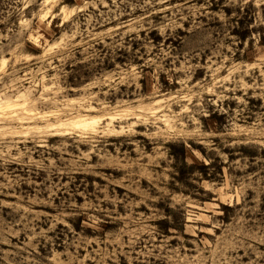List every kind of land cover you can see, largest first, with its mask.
<instances>
[{"label":"rangeland","instance_id":"rangeland-1","mask_svg":"<svg viewBox=\"0 0 264 264\" xmlns=\"http://www.w3.org/2000/svg\"><path fill=\"white\" fill-rule=\"evenodd\" d=\"M0 264H264V0H0Z\"/></svg>","mask_w":264,"mask_h":264},{"label":"bare ground","instance_id":"bare-ground-1","mask_svg":"<svg viewBox=\"0 0 264 264\" xmlns=\"http://www.w3.org/2000/svg\"><path fill=\"white\" fill-rule=\"evenodd\" d=\"M95 123V122H94ZM87 124V123H84V125Z\"/></svg>","mask_w":264,"mask_h":264}]
</instances>
